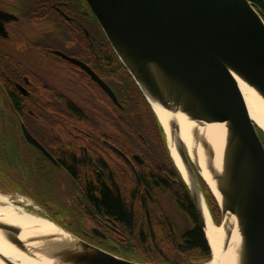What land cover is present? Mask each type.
Returning <instances> with one entry per match:
<instances>
[{
    "label": "water",
    "instance_id": "obj_1",
    "mask_svg": "<svg viewBox=\"0 0 264 264\" xmlns=\"http://www.w3.org/2000/svg\"><path fill=\"white\" fill-rule=\"evenodd\" d=\"M86 2L153 111L156 112V103L191 124L193 153L198 156V148L203 150L216 192L177 135L176 151L188 180L174 162L189 187L209 247L202 209V201L206 204V199L197 174L218 203L225 249L230 246L232 231L236 230L240 236L239 264H264V143L259 133L264 134V130L251 117L240 89L246 85L264 100L262 14L249 0ZM71 60L88 71L117 102L108 85L88 66ZM158 120L168 142L166 128L159 117ZM177 124L175 119L170 122L172 136L179 130ZM214 126L220 127L217 137L224 141L220 161L209 141ZM23 128L28 139L53 160L27 128ZM11 201L28 210L16 199ZM31 213L52 222L61 233L26 238L22 227L0 218V235L31 258L46 264H156L117 256L53 220ZM0 260L3 264H18L2 254Z\"/></svg>",
    "mask_w": 264,
    "mask_h": 264
},
{
    "label": "flooded vegetation",
    "instance_id": "obj_2",
    "mask_svg": "<svg viewBox=\"0 0 264 264\" xmlns=\"http://www.w3.org/2000/svg\"><path fill=\"white\" fill-rule=\"evenodd\" d=\"M100 30L86 0H0V170L15 172L1 176L0 193L26 200L23 206L28 211L48 216L85 241L112 252L122 248L126 230L116 217L92 210L81 189L89 183L98 187L97 175L111 188L117 185L119 170L123 182L129 183L133 175L136 185L130 191L135 189L147 233L151 232V217L171 228L164 205L185 213L153 178L146 158L116 142L115 107L123 106L116 92L115 68L109 69V79L106 76L108 63L103 61ZM111 55L117 65L118 55L114 50ZM71 59L88 66L108 85L117 102ZM86 120L99 122L101 131L86 130ZM24 126L53 160L28 139ZM163 176L179 184L166 171ZM14 177L17 183L33 188L3 190ZM75 187L80 192L72 193ZM28 200L38 208L32 209Z\"/></svg>",
    "mask_w": 264,
    "mask_h": 264
},
{
    "label": "trees",
    "instance_id": "obj_3",
    "mask_svg": "<svg viewBox=\"0 0 264 264\" xmlns=\"http://www.w3.org/2000/svg\"><path fill=\"white\" fill-rule=\"evenodd\" d=\"M71 1L77 2V0ZM249 1L264 16V0ZM86 18L90 20V17ZM91 18L96 21L93 17ZM100 34L102 36L103 61L108 63L106 66L108 71L112 68L114 71L115 68L118 80L116 92L123 106V108L115 107L117 120L113 122L118 133L116 142L120 148L128 152L141 153L146 158L153 178L166 191L167 197L181 206L189 221V225L179 234L174 224L171 223L170 228L167 224L158 223L159 220L156 217H151V232L147 233L148 225L144 219L145 215L140 207V202L135 197V189L130 191V186L133 185L134 188L136 185L133 175L130 174L129 183L125 182L127 181L125 179L123 182L119 170L116 174L117 185L115 184L112 188L105 185L97 175V179L101 182L98 187L92 183L86 187L81 186L85 195H88L86 197L89 206L92 207V210H99L103 214L116 217L126 230L122 248L110 251L118 256L145 263L199 264L209 261L211 259L210 247L196 217L190 191L171 158L165 133L158 117L122 63L120 61L117 65L112 63L113 49L101 30ZM106 76L108 79L110 78V71ZM103 123H108V121H103ZM84 127L91 132H100L102 129L99 122L89 120L85 121ZM260 135L264 143V134L260 133ZM164 171L174 180L177 179L179 184H175L168 177L163 176ZM12 173L15 174L14 171L0 170V178L4 174L7 176ZM143 177L146 178L145 175ZM12 182L8 187H2L3 190L33 188L17 183L15 177ZM201 183L212 216L216 223H220L221 213L218 203L202 180ZM73 189L72 193L79 190L77 187Z\"/></svg>",
    "mask_w": 264,
    "mask_h": 264
},
{
    "label": "bare ground",
    "instance_id": "obj_4",
    "mask_svg": "<svg viewBox=\"0 0 264 264\" xmlns=\"http://www.w3.org/2000/svg\"><path fill=\"white\" fill-rule=\"evenodd\" d=\"M244 101L248 108L251 117L256 121V123L264 130V100L259 96V94L252 88L241 85L240 87ZM155 113L158 115L162 121L164 127L166 128L168 134V142L170 145V150L174 160L177 165L182 170L185 178L188 180L187 174L182 167L180 159L176 151V135L180 140L187 146L192 159L198 164L202 176L208 182V184L215 190V184L206 169V157L201 148H198V156L194 155L193 146L194 141L192 140L191 134V124L187 122L181 115H172L167 110L154 103ZM172 119L177 121L179 130L176 131L175 135L172 136L170 122ZM212 128V127H211ZM210 129V127H209ZM212 139L210 138V144L216 152L218 161L223 158L224 151V141L218 139L220 137V127H213ZM218 136V137H217ZM218 168V167H217ZM216 192V190H215ZM20 202H26L24 199H20ZM28 204H31L28 202ZM202 209L206 219V236L208 238L212 256L210 261L203 264H239V245L240 236L237 231H232L231 243L227 249L223 242V226L218 225L212 219L209 209L207 208L204 201H202ZM0 218L7 220L9 222L15 223L24 229V234L26 238H31L36 234H60V229L52 222L41 218L37 215L32 214L23 207L15 205L11 198L6 195L0 194ZM172 223V222H171ZM173 224V223H172ZM181 234V232L179 233ZM0 254L6 258L11 259L18 264H46L43 260L31 258L28 254L16 250L11 246L1 235H0ZM4 262L0 260V264Z\"/></svg>",
    "mask_w": 264,
    "mask_h": 264
},
{
    "label": "rangeland",
    "instance_id": "obj_5",
    "mask_svg": "<svg viewBox=\"0 0 264 264\" xmlns=\"http://www.w3.org/2000/svg\"><path fill=\"white\" fill-rule=\"evenodd\" d=\"M29 191H30V189H29ZM204 191V190H203ZM1 194V193H0ZM3 195V194H2ZM164 200H166V199H164ZM167 201V200H166ZM28 202H30L31 203V205L32 206H36L37 207V205L32 201V200H28ZM207 203V202H206ZM164 205V204H163ZM208 205V204H207ZM38 208V207H37ZM164 210L163 211H165L166 212V214L165 215H167L169 218H170V220H171V222L174 224V226L176 227V229H177V231H178V233H180V232H182V230L185 228V227H187L188 225H189V221H188V217L185 215V214H183V213H179L178 211H177V209L176 208H174V207H171V205L170 206H168L167 204L166 205H164ZM221 219H222V217H221V214H220V218H219V222H221ZM71 233H73V234H75L74 232H71ZM76 235V234H75ZM77 236V235H76ZM79 237V236H78ZM203 263V262H202Z\"/></svg>",
    "mask_w": 264,
    "mask_h": 264
}]
</instances>
